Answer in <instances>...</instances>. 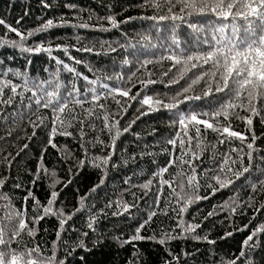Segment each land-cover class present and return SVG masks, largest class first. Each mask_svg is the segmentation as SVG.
I'll use <instances>...</instances> for the list:
<instances>
[{"label": "snow or ice", "instance_id": "6c2138e0", "mask_svg": "<svg viewBox=\"0 0 264 264\" xmlns=\"http://www.w3.org/2000/svg\"><path fill=\"white\" fill-rule=\"evenodd\" d=\"M41 2L44 8L52 6L46 0ZM141 6L150 8L153 14L129 17L123 21L118 20L114 14L97 16L96 20L101 22L98 25L84 22L75 4H66L65 7L74 11L73 19L80 20L79 23H73L61 15L47 18L35 28L23 30L20 27L21 20L18 19L16 26H13L0 18V26L5 30L0 34V50L7 47L18 51L29 67L32 60L28 57L43 53L50 64L55 66V71L45 67L44 71L48 75L42 79L30 75L27 68L23 71L13 70L0 58V125L6 131V136L0 139L23 130L25 124L32 127V135L18 139L31 140L37 128H46L47 144L42 149L30 184L34 188L42 178H46L50 189L49 197L43 203L34 191L27 190L22 206L17 208L14 198L3 191L11 179L10 171L0 174V264H69L76 259L78 251L90 253L93 250L86 243L90 234L94 237L93 247H99L107 238L106 233L98 231L99 219L108 215L106 209L115 207L112 216L128 213V218L135 220L137 217L129 213L130 208L138 207L135 203L129 204L121 199L110 200L104 207L93 211L95 204H89L88 201L105 184L109 166L113 169L127 167L137 159L136 154L121 153L120 159L114 160L118 155L117 143L120 137L130 133L141 117L162 110L169 114V127L175 129V132L170 138L156 141V144L171 146L170 150L168 147L162 149L169 159L163 166L157 164V170L142 184L132 185L131 176L123 182L130 188L144 190V196L151 193L153 203L145 213L146 218L141 219L132 234L125 236L121 233L111 237L120 247H133L135 264H140L138 242L153 241L164 246L168 258L163 264H188L189 259L196 255L183 248L175 252L169 246L172 241L193 240L215 244L216 241L209 239L208 234H198L201 223L195 222V216L191 221L186 220V214L192 206L210 199L219 191L231 188L241 178L247 181L246 187L251 189L248 200L240 203L238 196L230 197L221 206L222 210L231 215L237 212L243 215L247 209L254 208V219L264 209V203L255 207V196L264 194V148L257 144L258 140L264 139V135L257 136L254 129V121L257 119L264 125V0H143ZM87 19L93 20L91 13ZM133 19L152 23L135 37L129 38L124 34L125 43L117 42L113 46L108 42H99L102 50L107 48L111 53L121 50L123 58L118 64L114 62L120 70L112 74H97L89 67L88 71L94 78L79 72L76 66L83 62L71 55V50L101 54L96 52L94 43L80 44L82 37L79 35L73 45L55 43L54 39L35 40L37 36L56 28H93L107 32ZM104 23L110 27H104ZM181 28L188 30L189 39H180L178 33ZM10 34L18 39L10 38ZM61 53L64 58L59 55ZM7 59L12 61L15 57L8 56ZM165 63L169 65L167 68L163 67ZM125 68L128 69L127 75ZM157 71L159 76L153 78ZM140 72L147 78L136 80ZM62 73L69 74L71 79L62 80ZM79 81L83 82L82 86L78 85ZM181 81L184 83L181 84ZM137 83L140 90L131 94ZM156 84H163L165 88L179 87L172 95L161 94L151 90V86ZM193 101H206L207 107L197 111L191 104ZM109 102L115 108L110 107ZM132 102L138 105L136 115L121 127V121L132 107ZM186 104L189 106L182 109L181 106ZM233 120L242 122L245 130H235ZM86 128L88 132L98 134L92 139H86ZM209 130L216 134V143L206 141L204 133ZM155 133L156 129H153ZM100 134L106 136L107 141ZM56 136L79 138L83 158L72 157L66 146L59 149L55 143ZM235 142H239L238 146ZM217 145L226 146L227 150L220 152ZM49 146L63 151V159H75V165L81 171L90 166L101 172L99 183L89 192L78 196L77 206L72 211H66L63 205L57 206L60 192L54 189L60 181L56 171L50 170L44 163L43 156ZM97 147L101 155L92 154V150ZM27 148L28 144L25 143L20 151ZM5 151V148H0V167L10 170L15 157L10 152L4 155ZM206 152L210 153L211 166L198 172L195 161L201 160ZM19 155L20 152H17L16 156ZM143 155L155 157L157 153H142L141 159ZM152 163L157 162L154 159ZM177 163L180 167L187 165L190 172L178 171L171 179H166L165 174L169 168ZM72 182L69 179L64 187ZM165 186L169 189L167 194ZM14 187L21 188L23 185L17 180ZM202 189L208 194L201 195ZM131 194L135 201L136 193ZM165 195V207L161 208ZM29 200L33 202L31 215L27 204ZM84 212L88 213L85 222L87 231L80 232L77 240L72 243L63 241L61 236L66 231L65 226L74 216ZM169 213L170 219L175 222L174 227L162 228L158 232L152 230L148 236L142 234L143 230L150 227L155 216H169ZM216 214L210 211L205 219ZM49 217L58 221L57 239L52 242L51 248L42 247L34 240L39 222ZM251 223L252 220L239 230L248 229ZM232 234L226 232L225 237ZM262 234L264 222L253 228L243 240L238 255L220 257L217 264H255L252 257L259 247ZM84 260L83 255L79 256L81 264Z\"/></svg>", "mask_w": 264, "mask_h": 264}, {"label": "trees", "instance_id": "16d2710c", "mask_svg": "<svg viewBox=\"0 0 264 264\" xmlns=\"http://www.w3.org/2000/svg\"><path fill=\"white\" fill-rule=\"evenodd\" d=\"M46 2L52 6L50 8H44L41 0H0V18H4L7 23L12 24L13 26H16V21L19 19L21 20L20 27L23 30H28L37 27L47 18L59 17L61 15L65 16L66 19L73 23H79L80 20L73 19L74 11L65 7L66 4H75L77 9L80 10L79 16L83 18V21L96 25L101 23L96 20L97 16L103 17L109 14H114L117 16L118 20L123 21L129 17H141L153 14V11L150 8L141 6L143 0H46ZM90 13L93 17L92 21H88L87 19ZM151 23L152 22L148 20L133 19L127 24H121L118 29H112L107 32L94 30L93 28H56L46 34L37 36L35 40L39 42L41 40L54 39L55 43L73 45L76 44V36L79 35L82 37L80 44L94 43L96 52H100L101 54L97 55L95 53L76 52L75 50H71V55L83 62L82 65L76 66L77 70L84 75H89L90 78H94L88 71L89 67L95 70L97 74L105 72L107 74H112L113 71L120 70L114 65V62L118 64L123 58L121 50L118 49L117 53L108 52L107 48L102 50L99 42H108L113 46H116L117 42L125 43L124 34H127L129 38L135 37L137 33L144 32ZM104 27L110 26L104 23ZM4 31V28L0 26V34L4 33ZM178 35L182 40L189 39L188 30L186 28H181ZM10 38L18 39L14 34H10ZM80 44L77 46L79 47ZM59 55L61 58H64L62 53ZM8 56H14L15 59L9 61L7 59ZM0 58H3L4 64L10 66L13 70L18 69L23 71L27 68L30 75L39 76L42 79L47 78L48 75L44 71L45 67H48L50 71H55V66L50 64L48 57L43 53L28 57V59L32 60L30 67L27 65L26 59L22 58L18 51H13L7 47L0 50ZM149 58H151V54H149ZM168 66L167 63L163 65L164 68H167ZM149 67L152 68L154 66ZM156 67L158 68V66ZM124 72L125 75H127L128 69L125 68ZM158 76L159 71L154 73L153 78H157ZM143 78L147 77L143 72H140L137 73L135 79L139 80ZM61 79L67 81L71 79V76L62 73ZM166 82L167 81H165V83ZM183 83L184 82L181 81V84ZM82 84V81L78 82V85L82 86ZM178 87L179 86H172L171 88H165L163 84H156L151 86V90L161 94L168 93L169 95H172ZM138 90H140V85L137 83L136 87L132 89L131 94H135ZM109 104L110 107L115 108L113 103L109 102ZM191 104L197 111L207 107L206 101H193ZM188 106L189 105L187 104L182 105L181 108L186 109ZM137 107L138 105L135 102H132V107L128 109L127 114L121 121V127L134 118ZM33 119H35V117H33ZM169 121L170 116L166 111L162 110L152 113L141 117L137 120L136 124L133 125L130 133L124 134L120 137L117 143L118 155L114 157V160L118 161L120 159L119 154L121 153L125 155L136 154L137 159L134 162H130L127 167L113 169L109 166L105 184L97 190L88 203L95 204V209H93V211L104 207V205L110 200L121 199L129 204L135 203L138 207L130 208L129 213L137 218L135 220H130L128 218V213L123 216H112L111 212L116 211L115 207L106 209L108 215L101 216L99 219L98 231L106 233L107 238L104 239V242L99 247H93L92 240L94 237L90 234L86 243L89 247H92L93 250L90 253L78 251L76 253V259L70 261L69 264H81L79 261V256L81 255L85 257L83 264H129V261H132V264H135V260L132 257L133 247L131 245L120 247L118 243L111 239V237L119 236L121 233L125 234V236L132 234L141 219L146 218L145 213L150 210L149 206L152 205L154 197L151 193H149L148 196H144V190L138 187L130 188L129 185H125L123 182L125 178L131 176L132 185L142 184L147 179L151 178L152 173L157 170V164L163 166L169 159V156L164 154L162 149L168 147L170 150L171 146L156 144V141L165 137L170 138L174 134L175 129L169 127ZM232 123L235 130H245L242 122L233 120ZM153 129H156L155 134H153ZM254 129L257 136L264 135V125H262L258 119L254 121ZM75 131H78V129ZM85 131L87 132L86 139H92L93 136L98 134L95 132H88L87 128ZM25 135H32V127L27 124L23 126V130L15 132L11 137L0 139V148L6 149L3 154L6 155L10 152L15 157V161L11 165L10 170L0 167V174H7V171H10L11 179L4 186L3 191L14 198L13 202L17 208L22 206L23 197L27 195V190L34 191L35 196L38 197L42 203L47 201L50 192L48 187L49 181L46 178H42L34 188L30 184V181L33 178L32 173H34L37 168L42 149L46 147L48 130L44 127H40L36 129V135L31 140L23 138L18 139V137H23ZM100 135L107 141L106 136H103V134ZM3 136H6L5 127L0 125V137ZM204 136L206 141H210L211 143L217 142L216 134L212 133L211 130L204 133ZM25 143L28 144V148L21 152L20 149ZM55 143L59 146V149L66 146L67 149L70 150L71 156L75 159L83 158L84 154L81 150L79 138L73 139L64 136H56ZM235 143L236 146H238L239 142ZM257 144L259 147L264 148V139L258 140ZM217 147L220 152L227 150L226 146L217 145ZM59 149H53L50 146L47 147L46 152L43 153L44 163L50 170L54 169L56 171L57 179L60 181L54 189L60 192L57 206L63 205L66 211H72L77 206L78 196H82L89 192L94 185L99 183L101 172L90 166H86L81 171L76 167L75 159H63L64 152L59 151ZM125 149L126 153H124ZM17 152H20L19 156H16ZM106 152L107 150H105L104 154H106ZM145 152H155L157 155L155 157L143 155L141 159V154ZM92 154L101 155L102 153L100 152L99 147H97L92 150ZM209 155L210 153L206 152L201 157V160L195 161L198 172L211 166L209 163ZM185 158L188 159L190 157ZM154 159L157 162L156 164L152 163ZM255 163H259V161H255ZM245 165H247V160L245 161ZM70 168L72 171H69ZM178 171H184L185 173L190 172L187 165L180 167L179 163H177L176 166L169 168V172L165 174V178L171 179ZM247 175L248 174H246V176ZM69 179H72L73 182L65 188L64 185ZM17 180L23 185V187H14ZM246 183L247 181L244 178H241L236 181L231 188L219 191L214 196H211L210 199L202 200L191 207L189 213L186 214V220L191 221L192 217L195 216V222L201 223L202 225L201 229L197 230L198 234H208L209 239L216 241V243L208 244L207 242H196L193 240L172 241L169 246L175 252H180L183 248L188 252L196 253L194 258L189 259L188 264H217L220 257L231 258L233 254L238 255L243 240L250 234L253 228L261 222H264V209H261L260 213L255 215V218L253 219L254 208L247 209L246 214L243 215L240 214V212L231 215L229 212L224 211L221 208L224 202L229 200L230 197L238 196L240 203L247 201L251 189L246 187ZM154 185H156V181H154ZM164 191L165 194L169 192L167 186H165ZM132 192L136 193L137 198L135 201L133 200ZM200 194L206 195L208 192H205L202 189ZM166 198V195L162 198L161 208L165 207L163 200ZM255 200V207H259L261 203H264V194L256 195ZM27 204L29 215H31L33 202L29 200ZM210 211H215L217 214L205 219ZM87 215L88 213L84 212L74 216L73 220L65 226L66 231L62 233L61 239L72 243L77 240L80 232L87 231L85 227ZM170 216L171 213H169V216L158 214L153 218L150 227L143 230L142 234L148 236L152 234V230H157L158 232L162 228L168 229L174 227L175 222L170 219ZM250 220H252V223L249 225V228L240 231L239 229L243 228L245 224H248ZM57 231V219L52 217L45 218L39 222L38 231L34 240L42 247L51 248L52 242L57 239ZM226 232H232L233 234L225 237ZM222 237L225 238L222 239ZM138 248L140 250V264H163V261L168 258L165 252V247L156 242H138ZM197 250L199 251L197 252ZM252 258L254 259L255 264H264V234L260 236L259 247L253 253Z\"/></svg>", "mask_w": 264, "mask_h": 264}]
</instances>
